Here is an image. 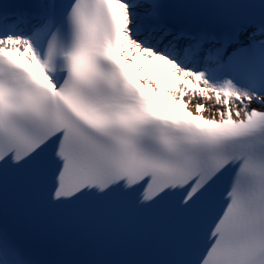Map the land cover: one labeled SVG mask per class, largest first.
<instances>
[{"label": "snow or ice", "instance_id": "obj_1", "mask_svg": "<svg viewBox=\"0 0 264 264\" xmlns=\"http://www.w3.org/2000/svg\"><path fill=\"white\" fill-rule=\"evenodd\" d=\"M168 7L0 4V264H264V0ZM126 214L169 222L164 259L92 230Z\"/></svg>", "mask_w": 264, "mask_h": 264}, {"label": "bare ground", "instance_id": "obj_2", "mask_svg": "<svg viewBox=\"0 0 264 264\" xmlns=\"http://www.w3.org/2000/svg\"><path fill=\"white\" fill-rule=\"evenodd\" d=\"M193 100H196V98H195V99H193ZM212 104H214V103H212ZM212 104L208 103V105H212Z\"/></svg>", "mask_w": 264, "mask_h": 264}]
</instances>
